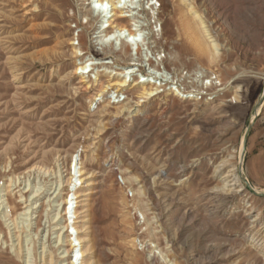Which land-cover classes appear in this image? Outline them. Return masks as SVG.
Segmentation results:
<instances>
[{
	"label": "rangeland",
	"instance_id": "374dc122",
	"mask_svg": "<svg viewBox=\"0 0 264 264\" xmlns=\"http://www.w3.org/2000/svg\"><path fill=\"white\" fill-rule=\"evenodd\" d=\"M149 2H125L139 32L129 45L127 31L105 40V29L83 22L86 0H0V196L19 211L26 179L41 192L23 253L31 248L33 263L42 246L57 255L53 211L42 204L54 178L42 170L53 173L56 158L73 153L71 172L88 175L76 183L86 194L72 203L78 220L89 216L80 223L86 261L264 264V196L242 181L264 193V0H194L190 11L188 0ZM193 29L204 50L188 36ZM57 36L93 63L83 87ZM123 71L128 83L155 80L159 92L145 101L129 86L118 97L97 93L95 77L107 84ZM14 175L21 182L6 192ZM0 238V263L21 264L1 223Z\"/></svg>",
	"mask_w": 264,
	"mask_h": 264
},
{
	"label": "bare ground",
	"instance_id": "6f19581e",
	"mask_svg": "<svg viewBox=\"0 0 264 264\" xmlns=\"http://www.w3.org/2000/svg\"><path fill=\"white\" fill-rule=\"evenodd\" d=\"M86 1L88 5V10L84 13L83 22L88 23L91 20H94L95 22L94 29H105L104 34H103V37H106L105 40L110 39V37L113 38V35L115 33H121V32L124 33L126 31L128 32V37L130 36L129 38L127 37V39L129 40H126V42L129 45L132 44L133 41L138 40V37H135V36L137 35L139 36V32L137 31V29L130 27L131 21L132 20L135 21V20L132 17L127 18L130 16V14L126 13L128 12V10L126 9L127 7L125 6L126 0H86ZM188 1H189V4L187 2L186 3L190 6L188 10L190 11L194 7V0H188ZM156 2L157 0H150L149 3L154 4ZM109 7H110V10H109ZM34 9H35V6L31 7L30 10H34ZM194 16L199 19V24L202 25L201 27L205 28V26L203 25V21H201L202 19H201L200 14H197L195 11ZM127 21H130V23L128 24ZM205 31H207L206 28H205ZM188 36L195 37V44L197 46H203L202 50H204L206 46H204V42L200 38L198 30L193 29L192 33L188 34ZM59 38L60 37L57 36L54 44L53 42L52 44L55 45V47L58 46V47H61L62 49L67 48L65 52L67 51L69 56L74 58L75 61H77L75 63L76 64L75 68L71 71V74L78 75V77H76L77 83L80 84V87H83L85 83L89 82V80L86 79L87 76L85 74L89 72L90 65H92L93 63L90 61L89 58L87 57L84 58L85 55L81 47L75 46L74 42L70 41V38H65V39H59ZM210 47L213 53H216L214 51L217 49V44L213 42ZM45 51H42V53ZM65 52L58 51L57 53L58 55L62 56L65 54ZM65 59H68V58H65ZM61 77L63 80V76ZM100 77L94 78V87L96 88L97 93H103L108 88H110V89H114V92L117 93L116 97H118V92L123 90L125 87L129 86L131 88L134 87L136 93L138 94V97L142 99L141 101H145V99H151L155 97V95H157V93L159 92L158 87L160 86V83H157L155 80L154 81L150 80L149 82H147V84H144L143 79L141 81H132L128 83L127 78L124 76V71L120 72V74L119 72H115L112 75L109 74L107 84H104V82L101 80ZM69 78L68 80H70ZM201 84L205 86L210 85L211 80H207L205 82L202 81ZM87 87L88 86H86L85 88ZM240 146H242V142ZM60 158L61 157L56 158V164H55L56 170H54L53 173L51 169H48L46 167L44 171L41 169L42 172H45V173L50 172L49 174L50 175L52 174L53 175L52 177L54 178L51 181V185H53V189L51 190L49 188L51 191L47 192V199H45L42 202V204L48 203V205L51 207V210L53 211L50 216V220L52 221V225H51L52 229H55L56 231V240H55L56 249L55 250L57 252V255H54L53 251L45 250L44 247L42 246V250L39 251L40 252L39 260L36 263H33L31 262L29 258L30 255L28 256L31 248L27 247V255L23 253V245H22L23 238L28 235L29 227L32 224V222H26V221L31 218L34 219V217L36 216L35 215L33 217V213L36 212L35 209L39 207V204L37 203V201L41 194V192H39L40 188L36 186L35 184L30 185V183H28L29 182L28 179H26L27 181L26 187L30 188L29 194L25 196V198L22 199L24 195L22 193H19V199L17 201L21 202L20 204H22L21 209H19V211H16L14 207L15 204L13 205L11 202L7 201V198H2L3 194L0 196V199H1L0 200V223L4 225V228L7 230V234L11 239V241H9L11 243L7 244L6 247H9V250L11 251L13 256H15V258L18 261H20L21 264H90L91 262L88 260L86 261V258H85L87 255V250L90 249L91 247L86 246V242L88 240L86 236L82 234L83 224H80V223H85L86 221H88L87 217L89 216L88 214H84L82 215L83 219L78 220L77 218L82 213V211L80 209H73V206H72L73 202L76 203V201H73V199H77L78 197L86 194L85 190L80 189V188L76 189V183L78 182L81 184L87 181L88 175H86L87 172H85V169H83L82 167H79V169L77 170V176L71 172V164L73 165V162L75 161V156L73 155V153L69 155V159H67V161L65 160L63 162H60ZM66 170L67 171L69 170V171L65 173ZM231 170L233 171V173L231 174L232 176L231 181H233V184H236L239 181L238 172L234 171L233 169ZM19 181H20V178L17 175L9 177V179L7 180V185L5 186L4 190H6V192L11 191L12 188L10 189V187L12 185L14 187H18V185L16 186V184L21 182ZM22 181H24V179ZM15 192H20V190H16ZM230 192H232V190ZM21 219H25V220H21ZM4 243H6V241ZM4 243L3 245H5ZM25 243L27 242H24V244ZM25 247H24V250L26 249ZM91 264H93V262H91Z\"/></svg>",
	"mask_w": 264,
	"mask_h": 264
},
{
	"label": "water",
	"instance_id": "95a60500",
	"mask_svg": "<svg viewBox=\"0 0 264 264\" xmlns=\"http://www.w3.org/2000/svg\"><path fill=\"white\" fill-rule=\"evenodd\" d=\"M263 99H264V90H263V92H262V94H261V96H260V99H259L258 102H257V105H259ZM256 115H257V114H256V111H255L254 114H253V116L251 117V119H250V121H249V123H248V125H247V127H246V129H245V131H244V134H243V137H242V154H243V152H244V150H245L246 140H247V137H248L249 132H250V130H251L252 124H253V122H254L255 119H256ZM242 154H241V156H240L239 165H241V157H242ZM240 177H241V175H240ZM242 181H243V183L245 184V186H246L251 192H253V193H255V194H259V195H263V196H264V193H260V192L256 191L253 187L250 186V184H249L246 180H243V179H242Z\"/></svg>",
	"mask_w": 264,
	"mask_h": 264
}]
</instances>
